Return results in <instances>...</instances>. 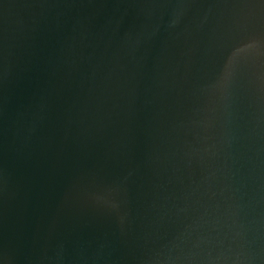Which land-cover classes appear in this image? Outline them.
Masks as SVG:
<instances>
[{"label":"water","instance_id":"95a60500","mask_svg":"<svg viewBox=\"0 0 264 264\" xmlns=\"http://www.w3.org/2000/svg\"><path fill=\"white\" fill-rule=\"evenodd\" d=\"M0 264H264V0H0Z\"/></svg>","mask_w":264,"mask_h":264}]
</instances>
